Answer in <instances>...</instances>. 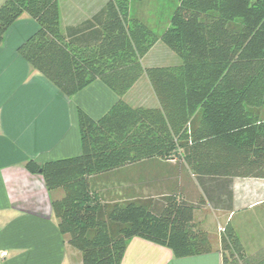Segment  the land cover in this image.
<instances>
[{
	"label": "trees",
	"instance_id": "1",
	"mask_svg": "<svg viewBox=\"0 0 264 264\" xmlns=\"http://www.w3.org/2000/svg\"><path fill=\"white\" fill-rule=\"evenodd\" d=\"M132 1L142 0H107L65 32L59 0L0 5V44L29 15L37 29L17 51L63 94L99 80L117 97L97 119L77 109L80 154L25 163L42 176L58 230L82 264H120L133 236L175 257L208 253L209 234L190 226L194 210L205 198L230 209L232 179H264V0H177L160 33L131 14ZM158 41L181 62L144 67ZM143 74L157 107L123 98ZM128 169L151 184L134 197L113 195L112 182ZM161 175L178 178V190L172 181L163 190ZM219 250L221 264L251 262L229 221Z\"/></svg>",
	"mask_w": 264,
	"mask_h": 264
},
{
	"label": "crops",
	"instance_id": "2",
	"mask_svg": "<svg viewBox=\"0 0 264 264\" xmlns=\"http://www.w3.org/2000/svg\"><path fill=\"white\" fill-rule=\"evenodd\" d=\"M3 1L0 0V5ZM102 5L85 10L82 7L77 9L75 3H68L66 16H63L59 3L61 30L65 32L66 27L77 25ZM36 29V21L24 13L6 30L0 44V253L5 252L4 256L0 255V264H82L80 252L69 246L58 230L42 176L29 172L25 163L33 160L43 164L80 154L77 109L97 119L117 97L99 80L72 96H66L32 68L17 48ZM159 42L147 54L161 46ZM160 48L165 57L171 56L164 47ZM167 65L171 64L156 66ZM142 76L123 98L134 107H157L158 101L150 83ZM142 80L146 83L144 89L150 91L149 105L132 103L128 99ZM124 174L126 178L123 176L112 182L113 195H120L121 189H126V197H134L139 185L152 182L151 179L138 182L136 173L130 169ZM159 181L163 190L171 181L172 187L178 190V178L161 175ZM195 187L200 191L196 183ZM230 189V209L227 202L213 205L204 197V203L194 210L190 222L193 230L207 231L212 247L210 252L175 257L168 247L133 236L126 242L120 264H221L218 233L238 212L253 210L257 211L255 215H243L242 226L246 227L247 233H254L258 238L244 251L251 259L249 264H264V179L237 177L232 179ZM253 223L257 224V230L251 228L249 232ZM210 229L216 231L213 238Z\"/></svg>",
	"mask_w": 264,
	"mask_h": 264
},
{
	"label": "rangeland",
	"instance_id": "3",
	"mask_svg": "<svg viewBox=\"0 0 264 264\" xmlns=\"http://www.w3.org/2000/svg\"><path fill=\"white\" fill-rule=\"evenodd\" d=\"M107 0H59V3H61V8L63 12V16H66V9L68 3H75L77 4V9L85 8H91L101 5V3H105ZM131 8L130 12L133 16H136L146 22L154 31L160 33L165 29L169 24V18L171 16L172 11L177 6V0H142L140 2L132 1L131 2ZM77 11V10H76ZM79 11V10H78ZM161 46L155 47L152 52L147 54L142 60V65L144 67L147 66H156L161 64H179L181 60L179 57L173 53L165 44L162 42H159ZM164 47L166 51L170 53V57H165V55L161 52V48ZM142 79H146L145 74H143ZM144 80H142L137 90H133L130 95L128 96V99L131 100L132 103L137 104H147L149 105L151 103V96L150 91L147 89H144ZM139 91V94L138 92ZM257 181V179H250V181ZM257 213V211L252 212H238L232 219L231 225L236 226V232L237 235L243 245L244 250L246 247H251V245L257 241L258 235H255L254 233H247L246 227L242 226V217L244 216H253ZM257 218V217H256ZM257 224L253 223L250 226L249 232L251 231V228L254 230H257ZM232 226V227H233ZM216 231L214 229H210V236L213 238V236L216 234ZM220 234V233H218Z\"/></svg>",
	"mask_w": 264,
	"mask_h": 264
},
{
	"label": "built area",
	"instance_id": "4",
	"mask_svg": "<svg viewBox=\"0 0 264 264\" xmlns=\"http://www.w3.org/2000/svg\"><path fill=\"white\" fill-rule=\"evenodd\" d=\"M0 255H1V256H4V255H5V252H4V251H3V252H1V253H0Z\"/></svg>",
	"mask_w": 264,
	"mask_h": 264
}]
</instances>
